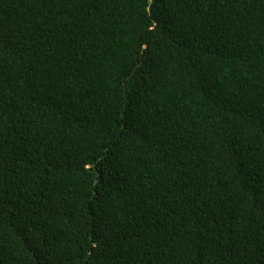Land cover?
I'll return each instance as SVG.
<instances>
[{
    "label": "trees",
    "instance_id": "16d2710c",
    "mask_svg": "<svg viewBox=\"0 0 264 264\" xmlns=\"http://www.w3.org/2000/svg\"><path fill=\"white\" fill-rule=\"evenodd\" d=\"M0 264H264V0H0Z\"/></svg>",
    "mask_w": 264,
    "mask_h": 264
}]
</instances>
